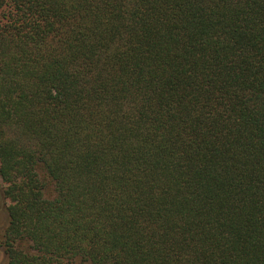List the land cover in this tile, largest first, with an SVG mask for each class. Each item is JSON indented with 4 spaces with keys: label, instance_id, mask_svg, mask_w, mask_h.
<instances>
[{
    "label": "trees",
    "instance_id": "trees-1",
    "mask_svg": "<svg viewBox=\"0 0 264 264\" xmlns=\"http://www.w3.org/2000/svg\"><path fill=\"white\" fill-rule=\"evenodd\" d=\"M0 180L5 264H264V0H0Z\"/></svg>",
    "mask_w": 264,
    "mask_h": 264
},
{
    "label": "rangeland",
    "instance_id": "rangeland-1",
    "mask_svg": "<svg viewBox=\"0 0 264 264\" xmlns=\"http://www.w3.org/2000/svg\"><path fill=\"white\" fill-rule=\"evenodd\" d=\"M3 182L0 180V243L2 240V233L4 230V227L6 226L7 223V216H6V211H5V203L2 198V188H3ZM52 185L50 182L47 183V185L43 189V194L46 198H50L52 196ZM0 264H5V256L0 244Z\"/></svg>",
    "mask_w": 264,
    "mask_h": 264
}]
</instances>
